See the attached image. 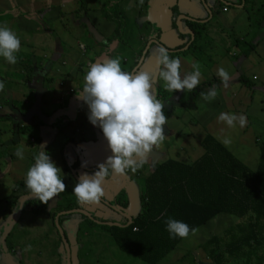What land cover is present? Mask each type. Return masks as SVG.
Returning <instances> with one entry per match:
<instances>
[{"label": "rangeland", "instance_id": "obj_1", "mask_svg": "<svg viewBox=\"0 0 264 264\" xmlns=\"http://www.w3.org/2000/svg\"><path fill=\"white\" fill-rule=\"evenodd\" d=\"M105 1L0 0V25L6 23L10 26L21 41V51L18 53L17 65H22L23 69L22 67L21 69L23 72L16 73L18 79L19 76H22V78L24 76L25 79L31 77L32 79L33 75L31 74L32 76H30V72L33 70L29 71L30 66L33 64L32 68L36 69L42 63L45 64L50 61L42 60L41 56H39L44 51V54L48 57L49 53H45L44 50L48 47L47 43L52 50H55L56 44L59 47L61 46L60 54L63 55V60L58 59L53 72V78L48 79L49 84L53 87L57 101L61 104V106L57 105L53 107L57 115H62L63 110L67 107V102L76 96V92L73 89L83 88V77L88 67L93 63L106 61V58L101 54L102 48L105 41L111 37L115 26L107 25L100 17V8ZM229 3L234 6V2L229 1ZM138 4H140V0H123L119 7L123 16L130 17L124 18L126 23L123 35L127 34L131 40L127 37L128 40L121 41V44L114 50L115 55L113 58L116 56L123 57L121 66L122 70L125 71H130L132 65V57L131 55L129 56V53L136 55L144 46L141 47L140 43L134 42V37L142 35V31L137 35L140 21L136 23L139 27L138 29L134 21H132L133 14L137 13ZM245 5L247 6L244 9V13L240 12L239 9H232L229 5L230 8L227 7L228 10L226 9L227 13L223 14L221 9L225 6L224 4L216 6L213 11L211 10L213 12V21L211 20L208 25L204 23L197 26L199 33L198 43H194L193 47L190 45L187 51L183 50L181 54H177V57L182 62L181 73L185 72V65L190 62V58H193V54L191 55L192 51L193 53L195 52L196 62H199L202 67L205 66L206 68L208 67V61L212 59H217L218 64L222 65L223 63L220 58L225 56L224 62H229L230 67L228 69L232 71L233 67L235 69V65L239 63L238 58L241 54L239 53L241 50H237V47L230 48L233 45V41L249 42L255 38L258 44L253 53L250 54V57L251 62H255V65H258L257 68L263 67L262 73L258 75L254 71L257 68L255 65L251 66L250 63L245 65L242 70L248 72L244 76L249 82L251 79L254 82L251 74L256 75V77L258 76L264 82V32H258V27H256L257 22H260L261 17H264V0H250V3ZM141 14L143 15V13ZM222 14L227 19L220 21ZM180 18L183 19V15H179L175 20L178 21ZM259 26H263L262 29H264V20L260 22ZM145 27L146 30H150L151 24L149 26L146 24ZM145 33L147 34L146 31ZM155 34H158V32L153 31L150 33L151 38ZM28 36H32L34 40H27ZM36 36L38 37L37 39ZM54 36L57 37L60 43L56 40L54 41ZM151 38L146 39L149 47L152 46L150 44L153 42ZM31 43L34 46V50H32ZM198 46H200L199 51L202 50L201 52L198 51ZM154 49L156 50L157 48ZM170 56L175 57L174 55ZM30 57H34L36 59L35 62L30 61ZM59 58L62 57L59 56ZM62 63L65 65L62 66ZM65 66L69 68L76 67L68 71L69 76L75 81L72 82L73 84L70 82V86H66L64 82L67 71ZM245 73L243 72V74ZM4 74L7 73L3 71ZM209 78L211 79L208 81L210 83L213 81L222 82L221 79H215V75L205 76L206 80ZM158 79H160L159 75L158 78H155V83H159ZM235 80H232V83L227 84V86H215L218 90V96L211 102H206L202 98L200 100H192V102L195 101L197 110H199L196 113L184 112L177 108L173 110L172 118L167 122V125H164L165 127L162 126L166 139L161 144L162 147L159 150H155L158 157L154 160V164L167 158H177L186 163H191L202 152L199 149V142L203 135L211 133L219 137V139L229 137L231 139L229 147L235 146L232 148L234 151L231 150L235 156L244 161V164L246 163L250 168L255 167V157L258 161L259 154L254 146V139L255 137L260 139L264 135V91L259 90L257 91L258 93L251 95L247 90L242 91L240 85H234L237 84L234 82ZM162 82L163 80L161 79V85L164 84ZM230 84H233V86ZM252 84L254 85V83ZM20 85L22 87L19 86V88L22 90H29L30 88V84L27 87H24V84ZM160 87L163 88V86ZM14 88L17 90L18 86L16 85ZM182 94L185 96L186 91H182ZM181 101L184 102L185 100ZM164 110H171V107L168 106ZM4 112L9 113V109H2L0 107V232H3V239H7L11 250L7 251L5 245V248L1 246L3 255L0 254V264H62L64 260L63 251L56 231L53 228V221L58 209L60 207L64 208L67 202L71 203L74 194L72 191L75 187L72 184V179L76 180V176H73L71 172V179L68 173L64 174L65 192L54 197L47 204L39 202L25 185L26 171L33 164L31 160L33 156H30L29 151L34 155L37 153V148L30 149L33 144L29 142L32 138L35 141L36 131L32 133L33 131L30 129L28 132H23L25 137L18 139L22 143L18 147L22 148L27 145L29 148L25 151L23 149L25 158L23 160L19 159L15 156L18 147L16 149H13L14 146L9 147V141L14 136L12 130L14 126L10 123L9 126L2 119ZM221 112L233 113L238 116L243 115L246 118V123L243 127L237 123L234 128H230L224 122H216ZM65 123H70V119H66ZM248 126L251 128L246 129ZM20 128L27 127L22 126ZM58 131H60L59 126ZM58 149V147L53 148L56 156L58 155ZM152 163V158L148 157L145 160V168L141 166L135 172L139 177L131 176L132 180L130 183L135 185L139 196L143 189V178L148 173L147 169L152 166ZM141 170L143 172H140ZM77 171L78 169H76V174L79 178L80 173ZM128 171L133 174L131 170ZM68 178L71 182L68 181ZM19 185L22 186L19 188L21 189L20 195L28 196L21 198L17 205L13 207L9 198L12 190ZM120 191L124 193L127 199V189L121 187ZM29 200H32V202ZM106 200L112 202L110 199ZM139 207L138 214L141 213L142 203L139 204ZM12 210L15 213L11 214ZM96 216L100 218L98 215ZM120 217L122 216L113 213L110 220L113 224H118L121 222ZM230 217L223 214L219 215L204 227L199 228L196 235H189V237L183 239L177 248L162 261H159L158 264H212L208 254L202 251V245L212 235L222 237L226 229L236 224L238 220ZM80 221L79 216H75L70 218L68 222H63L65 230L68 231L69 240L73 245V264H145L131 255L119 251L111 239V234L100 228L98 224L90 223L87 226L88 234L76 237V227ZM29 245L31 246L30 249H28ZM257 254L260 255V253ZM182 258L184 259L182 260ZM225 264H245V260H240L236 263L226 257ZM250 264H256L255 257L251 258Z\"/></svg>", "mask_w": 264, "mask_h": 264}, {"label": "trees", "instance_id": "obj_2", "mask_svg": "<svg viewBox=\"0 0 264 264\" xmlns=\"http://www.w3.org/2000/svg\"><path fill=\"white\" fill-rule=\"evenodd\" d=\"M122 1L106 0L100 8L101 19L115 26L110 39L105 41L102 48L101 54L106 57L111 44L114 41L121 42L125 37L123 33L126 22L119 9ZM148 1L150 0H144V4ZM241 2L250 3L249 0H238V4ZM262 20L264 17H261ZM260 22L256 24L258 30L261 28ZM191 24L190 28L194 32V39L191 43V47H193L194 43H198L199 33L195 29L198 24H195L196 26ZM188 39L190 41V37ZM254 40L255 38L249 42L234 40L230 48L237 47V50H241L239 58L248 60L258 44V41ZM185 46L183 45L182 48ZM249 62L252 65L250 59ZM31 70L36 69L30 68L29 71ZM235 70H238V66ZM33 71L30 72V76L34 74ZM238 72H236L237 78L234 82L251 95L258 93L259 80L256 81L257 78L252 76L255 79L254 82L251 79L250 83L245 79L243 70ZM26 80H31V77ZM219 85L224 84L217 81L207 82L200 84L192 91H186V99L179 104L178 109L189 113L198 112L195 101L192 102V100H200L202 91L207 92L209 88ZM30 129L32 128L19 127L22 134ZM221 141L222 139L219 137L206 133L199 142V149L202 152L191 163L177 158H167L148 167V173L143 178V189L139 196L140 203H142L141 213L133 217L130 224L123 218L122 227L100 226L111 234V239L119 251L131 255L145 264H158L173 252L183 239H186L170 238L165 223L169 217L199 229L223 214L238 221L226 229L222 237L212 235L203 243L202 251L208 254L212 264H225L226 257L236 263L245 260V264H250L251 258L255 257L256 264H264V135L260 139L257 137L254 139V146L259 154L258 161L255 157L254 168H250L235 156L231 151L235 147L234 145L232 147L225 146ZM76 169V166L70 165L69 169L67 168L70 173L73 171L75 174ZM20 187L22 186L15 187L9 198L13 207L21 198L28 196L20 195ZM29 201L32 202V200ZM68 207L70 209L81 208V204L77 202L74 194L71 205ZM68 207L58 210L59 212L68 210ZM12 213H15L14 210ZM90 216L94 219L92 214ZM62 221L63 218H58L57 226L61 227ZM92 221L81 216V221L77 225L78 235L87 233V226L90 223L95 224ZM53 228L56 231L54 224ZM63 234L65 235L64 231ZM1 246L7 251L11 250L7 239H3V232H0V254L3 255Z\"/></svg>", "mask_w": 264, "mask_h": 264}, {"label": "clouds", "instance_id": "obj_3", "mask_svg": "<svg viewBox=\"0 0 264 264\" xmlns=\"http://www.w3.org/2000/svg\"><path fill=\"white\" fill-rule=\"evenodd\" d=\"M143 3L144 0H140V4ZM20 51L21 41L16 32L6 23L0 25V57L14 65L18 62ZM155 52L156 65L160 68L159 78L164 81L165 91H192L200 84L202 65L199 62H193L192 71L182 74L179 57H171L165 47H158ZM122 59V56H116L91 64L83 77L82 91L78 93L89 109L88 120L102 130L112 152L105 162L97 165L98 170L93 174L83 173L79 176L72 192L80 204H100L105 196L102 184L106 178L114 174L125 175L128 170L135 173L149 153L166 139L162 126L167 125L168 117L164 114V103L152 91L151 75L144 71L134 73L122 70ZM217 75L227 86L230 73L220 67ZM4 89L5 82L0 81V92ZM200 96L204 101L211 102L218 96V90L213 86L207 92L202 91ZM218 121L234 128L237 123L243 127L246 118L221 112ZM221 142L229 146L231 139L225 137ZM15 156L23 160V148L18 147ZM34 161L26 171L25 185L40 202L47 204L65 192L64 173L51 159L44 145L39 146ZM165 223L170 238H187L199 231L171 217Z\"/></svg>", "mask_w": 264, "mask_h": 264}, {"label": "crops", "instance_id": "obj_4", "mask_svg": "<svg viewBox=\"0 0 264 264\" xmlns=\"http://www.w3.org/2000/svg\"><path fill=\"white\" fill-rule=\"evenodd\" d=\"M221 1L222 0H150L149 3H147V5L145 6L144 11L142 12L143 15L134 13L132 21L140 20V28L145 27L146 24L148 26L149 24H151V29L146 30L149 37L151 38L150 33H152L153 31L158 32L159 35L155 34V36H157L156 38L158 43H160L162 47H165L168 51H172L177 46H182L187 40L185 35L186 27H184L187 26V22L181 23L182 21L180 20L182 18H180L177 24L173 26L172 14L174 13V11H176V14L178 15H183V17L186 16L198 20L202 19L203 20L202 24L206 23L208 25L213 17L211 8L214 9L216 6H219ZM226 1L234 2L233 4L234 6H232V9L234 8L239 9V11L243 13L245 12L244 9L247 6L245 4L248 3V2L247 3L242 2L241 4H238V0H226ZM227 7L230 8L229 5H225L222 7L221 12L223 14L227 13L228 10ZM171 9L173 10V13ZM223 9H227V10L224 12ZM209 13L211 14V16L209 15ZM223 14H222V18H220V21L227 19L226 16H223ZM124 18L126 19L130 17L124 16ZM106 24L111 25L109 23ZM134 24L136 26L135 22ZM262 27L257 31L264 32V29H262ZM140 28L138 29L137 35L140 34L139 31ZM142 30L143 29H141V31ZM143 33H145V30L142 31V36H144ZM37 38L38 37L36 36V39ZM53 39L54 41L55 40L58 41L57 37L55 36L53 37ZM27 40L30 41L34 39L32 36H28ZM31 45H32V50H34V46L32 43ZM47 46L48 47H46V49L44 50L45 53L46 52L49 53V55H47L48 57H46L44 51L41 52V55L39 56H41L40 58L42 60L45 61L50 60V61L45 64L42 63L41 65H39L38 68H36V70L33 71L34 73L32 74L33 79L29 81H27L24 78V76L23 78L22 76H19V79L17 78L18 76L16 75V73L23 72L22 71L23 67L21 64L18 63L19 66L17 65V63L14 65L9 64L4 60L3 57H0V81L5 82V89L4 91L0 92V107L2 109H9V113L7 112L3 113L2 119L5 120L6 123L8 124L10 123L12 126H14L12 128L14 132V136L9 141L10 142L9 147L14 146L13 149H16L18 146L22 145V143L18 139L19 138L21 139V137H25V135L22 134L21 131H19V127L29 126L32 128L31 129V131H33L32 133L36 131L35 141L33 138L29 140V142L33 144L30 147V149L37 148V153H38L39 146L44 145V149L48 152V154L50 155L51 159L55 162L57 167H60L62 171H64V174L68 173L69 177L71 175L67 170V167H63V163L65 162V160L66 163H69L70 165L76 164L78 162L79 165L77 172H79L80 175L83 173H88V174L94 173L96 170H94L93 172V169L96 168L98 164L105 162L107 158L112 155V152L108 147V142L105 139L102 130L98 126H93L88 120L89 109L87 105L84 103V101L78 97V93L82 91V89L79 88L73 89V91L76 92V96H74V98L71 99V101L67 102V107L65 110H63L62 115H60L59 112H57L59 115L56 114V111L54 112L53 107L57 105L61 106V104L60 102L57 101V97L53 92V87L51 84H49L48 79L53 78V72L56 67L55 65L57 64L58 59L63 60V55L60 54L61 46L59 47L56 44V48L54 47L55 50L54 49L52 50L50 45H48V43ZM116 49H117L116 45L113 44V47L111 48V52H114V50ZM184 50H186V48ZM59 56H61L62 58H59ZM224 57L225 56L220 58V60H222L223 63L222 65L218 64L217 59L216 60L212 59L208 61L207 68L205 66L202 67V78L200 84L207 83L208 81L211 80L210 78L206 80L205 79L206 75L208 76L215 75L216 76L215 79L217 80L221 79L217 75V71L220 67L225 68L230 73L231 78L229 83H232V80L237 78L236 72L242 70L245 65H248L250 63L249 59L251 60V57L248 58V60L239 59V63L235 65V68L236 66H238V70H235L233 67V70L231 71V69L230 70L228 69L230 67L229 62H224ZM30 58H31L30 61L35 62L36 59L34 57L33 58L30 57ZM190 59L191 60L189 63H191V65H189V63L186 64L185 72L182 74L192 71V64L193 62H196L195 53H193V58ZM19 62H21V60H19ZM149 64H152V62ZM32 65L30 66L31 68L33 67ZM61 65L64 66L65 64L62 63ZM254 65L255 62L251 66ZM255 67L257 68L258 65L256 64ZM65 68H67V71L65 74L64 82L66 86L67 85L70 86V82L71 84H73L72 82L74 80L72 77L69 76L68 71H71L76 67L69 68L65 66ZM212 68L213 70H211ZM262 69L263 67L257 68L254 71L257 72L258 75H260L262 73L261 72ZM3 71L7 74L3 75ZM141 71L146 72L145 67H143V70L141 69ZM243 72L248 73L245 70H243ZM61 73L64 74L63 72ZM251 75L256 77V75L254 74ZM256 78H257L256 81L259 80L260 83L259 86L260 89H258V91L259 90L264 91V86H263L264 82L261 81L258 76ZM19 83L24 84V87H27V85L30 84L29 90H25L24 88H23L24 90L20 89L19 86L21 85ZM162 83H164V81ZM12 85L14 86L17 85L18 86L17 90L14 88V86L12 87ZM230 85L233 86V84ZM234 85L239 86V84H234ZM66 119H70V123H64ZM217 120L218 119H216V122ZM16 125H18L19 127ZM58 126L60 128V131H58ZM54 147L59 148L57 150V154H58L57 156L55 154V151H53ZM22 148L24 149V151L26 149H29L27 145ZM29 153L31 157L33 156L31 158V160H33L34 154L31 153L30 151ZM142 166H144L145 168L144 163L142 164ZM86 169H92V172L89 173L86 171ZM125 175L129 178V173ZM119 176L121 175H115L116 181L114 182L113 185L115 189L117 187H121L122 183H124V180L122 179L119 180L118 178ZM68 181L71 182L70 180ZM72 181H73L72 183L73 186H75L77 181L75 179H72ZM105 181L107 182V180ZM106 182H104L103 184H105Z\"/></svg>", "mask_w": 264, "mask_h": 264}, {"label": "flooded vegetation", "instance_id": "obj_5", "mask_svg": "<svg viewBox=\"0 0 264 264\" xmlns=\"http://www.w3.org/2000/svg\"><path fill=\"white\" fill-rule=\"evenodd\" d=\"M225 1L222 0L221 2H225ZM147 3H149V1ZM147 3L146 4H144V3L143 4H138L137 14H141L144 11L145 6L147 5ZM225 3H229V1H226ZM230 6L232 7V5H230ZM172 9H171V11L173 13L174 9L173 10ZM211 10L213 11L214 9L211 8ZM172 16H173L172 24H173V26H175V24H177V22H178L175 19L179 15L174 13V14H172ZM138 21H140V20H136L134 22L137 23ZM180 21H182L181 23L187 22V26L183 25L184 27H186L185 35H186V38H187L186 42L183 45H186L184 48H186L185 51H187V49L190 47V45H191V43H192V41L194 39V32L190 28L191 25H192L191 23H193L194 25L195 24L203 25L202 24L203 20L202 19H200V20L193 19L191 17H184ZM136 28L138 29L139 27L136 25ZM141 29H143L142 31H144V30L146 31V27L140 28L139 31H141ZM195 29H197V27H195ZM188 32H191V35ZM143 35L144 36H142V35L137 36L134 39V42L140 43L141 47L144 45L140 49L139 53H137L136 55H134V53L133 54L129 53V56L131 55V57H132V60H131V64L132 65H131L130 72H134V73L135 72H140L141 69L143 70V67H145V71L148 72L151 75V77H152V85H153L152 91H153V93L157 96V98L159 100H161L164 103V105H165L164 109L168 108V106L171 107V110H167V111L164 110V114L167 115L168 121H169L172 118L173 110H176V108L178 109L179 104L183 103L181 100H185L186 99V95L184 96L182 94V91H174V92L165 91L164 87L163 88L160 87V86H163V85H161V79H158L159 83L158 82L155 83V78H158L160 68H158L157 65L155 64L156 52H155L154 48L162 47V45L160 43H158L157 38H156L157 36L154 35L153 38H151V39H153V42L150 44L152 46L149 47V45H147L146 39H148L150 37H149L148 34H146V36H145V33H143ZM188 37H190V41H189ZM109 39L110 38H108L107 40H109ZM128 39H130V38L128 37ZM128 39H127V36L125 35V37L122 39V41L128 40ZM113 44L116 45V47H118L121 44V42L120 41L119 42L114 41L111 44V46H110V48L108 49V52H107V57L102 54V56L105 57L106 59L113 58V56L115 55V52H111V48L113 47ZM182 46H177L174 50L168 51L169 54L170 55H174L175 57H177V54H181L183 52V50H184V48H182ZM192 54H193V52H191V55ZM147 60H148V63H147ZM100 62H102V61H100ZM151 62H152V64H149ZM160 147H162V145H160L159 147H155L153 151H155L156 149L159 150ZM68 164L69 163H66V160H65V162L63 163V167H67L69 169ZM144 164H145V162H144ZM78 165L79 164L77 162L76 164H73V165H70V166H76V168L78 169ZM128 172L129 171H127L126 174H128ZM140 172H143V171L141 170ZM91 174H93V173H90L89 175H91ZM132 175L136 177L137 173L131 174L129 172V177H130L131 180H132V178H131ZM137 177H138V175H137ZM106 180H107V182L105 181L106 183L102 185V187L104 185H106V186L103 187L104 191H105V196L102 198V200L100 202V206H98L96 204H92V205L81 204V208H77L79 210L87 211L89 216H90V214H92L94 216V219H90V220H93L95 222V224L100 223V224H98L100 226H108V225H103L102 223H104V224L112 223L111 220H110L111 219V215L113 213H115L117 215H121L122 211H124L126 209V207H127V199L125 198L124 193H122L120 191L121 187H117L115 189V187L113 186L114 182L116 180L115 175H113L111 178L109 176L108 178H106ZM107 196H109V197H107ZM105 197H106V199L112 200V202H108L106 199H104ZM111 198H113V199H111ZM49 205H50V203H49ZM49 205H47V206H49ZM70 205H71V203L67 202V204L65 205V208H66V206L68 207ZM50 208H52V206H50ZM60 209H61V207H60ZM77 209H70L69 208L68 210H63L61 212H59V210H58L56 212V214H55V217H54V220H55V218L58 215L59 216L57 217V219L58 218H63V221L61 223V227L60 228H61L62 232L64 231V233H65V235L63 234V239L66 241V245L68 247V253H67V251L65 249V245L62 242V237L59 235L58 230H57V228L55 226V223L53 221L54 227L56 228V231H57L56 234L58 236V240H59L60 246L62 247V251H63V256H64L63 259L64 260H63L62 264H67V258L70 261L69 264H73L72 263V261H73L72 260V257H73L72 253L74 251L73 250V245H72V243L69 240V234H68V231L65 230L66 228L63 226V222H68L70 218L75 217V216H79V218L81 219V216H83V215L76 213L75 210H77ZM95 214L98 215L100 218H98ZM83 217H86V216H83ZM86 218H88V217H86ZM120 218H121V222H119L118 224L123 226L122 223L124 222V220H123L124 217L122 216ZM96 222H98V223H96ZM104 231H105V229H104ZM75 234H76V237L79 236L78 233H77V227H76V233ZM87 234L88 233H83V234H81V236H84V235H87ZM80 252H81V248H80Z\"/></svg>", "mask_w": 264, "mask_h": 264}, {"label": "water", "instance_id": "obj_6", "mask_svg": "<svg viewBox=\"0 0 264 264\" xmlns=\"http://www.w3.org/2000/svg\"><path fill=\"white\" fill-rule=\"evenodd\" d=\"M221 4L231 5V4L225 3V2H221ZM209 15L211 16L210 13H209ZM188 33L191 35V32H188ZM149 157L152 158V160H153L152 165H154V162H155L154 160L158 157V154L152 151L151 153H149ZM94 170L97 171L98 168L97 167L94 168L93 172H94ZM86 171L90 173V172H92V169H86ZM72 173H73V176H76V180L78 182L79 178H78L77 174H75V172H73V171H72ZM110 178H111V175H110ZM118 178H119V180L120 179L124 180V183H122L121 187L127 189V191H126V194H127V207H126V209L124 211H122L121 216H123L128 221V224H130V223H132V218L137 216L139 208H140L139 207V204H140L139 193H138V190L135 187V185L130 183L131 181L129 180V178L126 175H124V176L121 175ZM75 212L78 213V214H81L83 216H86L89 219H92L89 216V214L87 213V211L77 209V210H75ZM57 217L55 218L54 223H55V226H56V228L58 230L59 235L62 237V242L65 245V249H66V251L68 253V247L66 245V241L63 239V232H62L61 228L59 226H57ZM96 223H98V222H96ZM98 224H100V223H98ZM102 224L103 225H108V226H119V227H122L119 224H113V223H106V224L102 223ZM69 263H70V261L67 258V264H69Z\"/></svg>", "mask_w": 264, "mask_h": 264}, {"label": "built area", "instance_id": "obj_7", "mask_svg": "<svg viewBox=\"0 0 264 264\" xmlns=\"http://www.w3.org/2000/svg\"><path fill=\"white\" fill-rule=\"evenodd\" d=\"M223 11L225 12L226 11V9H223ZM254 78V77H253ZM255 79V78H254Z\"/></svg>", "mask_w": 264, "mask_h": 264}]
</instances>
